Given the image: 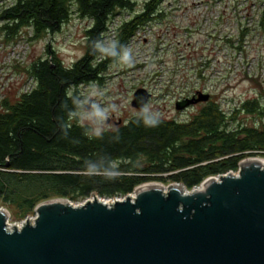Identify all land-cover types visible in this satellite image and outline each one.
<instances>
[{"label":"trees","instance_id":"obj_1","mask_svg":"<svg viewBox=\"0 0 264 264\" xmlns=\"http://www.w3.org/2000/svg\"><path fill=\"white\" fill-rule=\"evenodd\" d=\"M163 1L147 0L141 9L134 0H14L0 7V37L7 45L23 35L42 42L73 15L91 23L85 54L71 66L47 45L48 58L15 67L37 81L31 93L5 98L0 113V201L21 220L46 201L81 203L93 193L123 198L153 181L191 190L209 177L237 172L246 158L264 157L263 89L230 115L212 95L187 120L160 115L156 127H146L139 112L96 137L79 120L80 86L103 84L104 73L118 59L98 51L94 41H103L112 18L128 11L134 13L117 36L118 46H127L139 28L163 17Z\"/></svg>","mask_w":264,"mask_h":264},{"label":"water","instance_id":"obj_2","mask_svg":"<svg viewBox=\"0 0 264 264\" xmlns=\"http://www.w3.org/2000/svg\"><path fill=\"white\" fill-rule=\"evenodd\" d=\"M150 97L139 89L131 105L142 112ZM0 264H264V164L246 158L191 190L146 183L123 198L54 199L21 224L0 208Z\"/></svg>","mask_w":264,"mask_h":264},{"label":"rangeland","instance_id":"obj_3","mask_svg":"<svg viewBox=\"0 0 264 264\" xmlns=\"http://www.w3.org/2000/svg\"><path fill=\"white\" fill-rule=\"evenodd\" d=\"M13 1L0 0V7ZM146 1L134 0L138 9H141ZM206 1L165 0L161 7L165 17L154 20L141 28L127 45L132 51L131 64H121L117 59L104 73L103 84L93 83L82 85L79 88L82 105L85 107L91 101L92 106L99 105L101 109H108L107 118H96L94 116L89 118L93 109L84 111L82 108L77 113L79 120L86 125H90L92 129L99 126L101 132L109 130L111 127H108L106 121L113 118V115L114 119L117 120L120 117L124 119L127 117L132 118L138 114V110L133 108L131 104L136 91L143 88L154 93V97L148 103L150 109L159 112L164 118L182 121L194 114L196 108L177 111L175 101L177 98L191 95L193 91L195 81L191 83V79L193 78V71L196 69L197 56L194 54L192 47L187 45L192 43L196 47V43L201 40V37L188 34L185 30L180 33L177 24L195 28L192 25L194 19L199 24L203 22V25L211 23L205 14V10L209 9V13H211L215 9L211 7L213 5L207 4ZM216 4L219 10L225 9L231 17L236 16L234 13L237 4L239 8V1L217 0ZM197 11H202V14L197 13ZM133 13L124 11L113 17L107 32L104 34L103 41L117 42L118 29L122 21L130 19ZM189 13L197 14L193 19L189 17ZM90 25L91 23L87 19L73 15L70 22L62 26L59 32L49 34L45 40L39 43H32L26 35H23L17 42L7 45L3 43V38L0 37V46L3 45V56H0V59L3 58V92L5 91L4 93L7 94L6 98L20 93L23 83L27 80L25 79L23 83L18 80L17 74H27L17 70L16 65L28 66L30 62L39 57L48 58L46 54L47 45H50L52 50L56 51V54L67 66H71L82 58L86 50L85 32ZM204 55L202 54V56ZM198 59H201V55ZM182 73H184V77ZM241 82L239 84L233 83L231 88L227 89L229 94L226 97L243 100L257 95L252 84ZM171 90L172 94H170ZM254 157L264 160L262 156L256 155ZM149 183L163 184L166 187L175 184L161 181ZM102 199L108 200L110 198ZM0 208L8 211L11 224H21L26 220V218L21 220L13 209L5 207L1 201ZM34 215L35 213L28 217H34Z\"/></svg>","mask_w":264,"mask_h":264},{"label":"built area","instance_id":"obj_4","mask_svg":"<svg viewBox=\"0 0 264 264\" xmlns=\"http://www.w3.org/2000/svg\"><path fill=\"white\" fill-rule=\"evenodd\" d=\"M231 1H239V8L238 4L235 6L234 15L236 16L234 17H231L225 9L219 10L216 4L217 0H207L206 3L213 5L211 7L215 9L211 11L212 15L209 13V9L205 10V14L211 23L207 25H203V22L197 23L194 19L195 14H202V11H197V13H189V17L194 19L192 25L195 28L177 24L180 33L185 30L188 34L199 35L201 40L197 41L196 47L192 43L187 45L192 47L194 54L197 56L196 69L193 71V78L191 79V83L195 81L193 91L191 95L188 94L183 97L181 95V98H177L175 104L183 101L187 96L190 98L196 91L203 92L218 96L221 108L230 115L233 108L240 105L239 100L226 97L229 94L227 89L231 88L233 83L239 84L242 81L251 84L252 81H258L264 89V0ZM164 2L165 0L162 5ZM161 7L159 12L165 17ZM163 17H160V19ZM141 28L137 30L131 40ZM201 28L202 30H200ZM202 54L205 55L202 56ZM200 55L201 59L199 60ZM0 56H3V45L0 46ZM16 76L19 77L18 80L21 83L27 79L23 83L20 93H18L19 96L31 93L36 88L37 81L34 77L21 73ZM182 76L184 77V73H182ZM148 91L154 97V93ZM4 92L2 58L0 59V113H3L5 109L3 101L7 94ZM172 93L171 90L170 94Z\"/></svg>","mask_w":264,"mask_h":264},{"label":"clouds","instance_id":"obj_5","mask_svg":"<svg viewBox=\"0 0 264 264\" xmlns=\"http://www.w3.org/2000/svg\"><path fill=\"white\" fill-rule=\"evenodd\" d=\"M95 48L109 56L114 58H118L119 62L124 65H129L132 62V51L128 46H118L117 42H105L102 40L94 41ZM122 49V55L117 56V48ZM142 118L146 127H156L161 123L160 113L152 111L150 107L145 104L142 106ZM108 109H101L99 105H93V112L91 113V117L96 118H107ZM155 117L154 119L152 117ZM92 134L96 137L101 135V127L97 126L93 128ZM89 173H94L93 169L88 168Z\"/></svg>","mask_w":264,"mask_h":264},{"label":"flooded vegetation","instance_id":"obj_6","mask_svg":"<svg viewBox=\"0 0 264 264\" xmlns=\"http://www.w3.org/2000/svg\"><path fill=\"white\" fill-rule=\"evenodd\" d=\"M198 94H199V92L196 91L192 96L195 97V96H197ZM192 96H191V97H192ZM193 97H192V98H193ZM152 98H153V97H152ZM152 98H151V99H152ZM186 98H188V96H187ZM201 105H202V103L196 105V107L200 108ZM130 119H131V118H128V117H127L126 119H124L123 117H120V118H118V119L116 120V119H114V115H113V118H109V119H107L106 123H107L108 127L115 128V127H118L119 125L126 124Z\"/></svg>","mask_w":264,"mask_h":264},{"label":"bare ground","instance_id":"obj_7","mask_svg":"<svg viewBox=\"0 0 264 264\" xmlns=\"http://www.w3.org/2000/svg\"><path fill=\"white\" fill-rule=\"evenodd\" d=\"M261 160V163H263L264 164V160L263 159H260Z\"/></svg>","mask_w":264,"mask_h":264}]
</instances>
